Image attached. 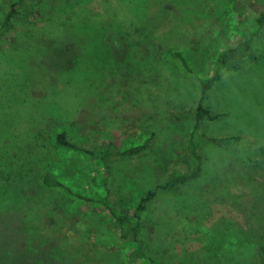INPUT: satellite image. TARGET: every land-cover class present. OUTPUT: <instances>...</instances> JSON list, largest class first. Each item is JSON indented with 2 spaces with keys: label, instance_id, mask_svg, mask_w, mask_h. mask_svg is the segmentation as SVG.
Wrapping results in <instances>:
<instances>
[{
  "label": "rangeland",
  "instance_id": "rangeland-1",
  "mask_svg": "<svg viewBox=\"0 0 264 264\" xmlns=\"http://www.w3.org/2000/svg\"><path fill=\"white\" fill-rule=\"evenodd\" d=\"M15 3L0 31V264H264V159L252 161L264 144V58L212 94L229 116L207 133L243 142H211L201 180L149 206L151 260L133 256L102 204L42 182L51 170L77 192L136 204L186 171L198 79L252 31L264 53V0H0V21ZM62 131L89 150L150 142L105 163L59 146Z\"/></svg>",
  "mask_w": 264,
  "mask_h": 264
},
{
  "label": "trees",
  "instance_id": "trees-1",
  "mask_svg": "<svg viewBox=\"0 0 264 264\" xmlns=\"http://www.w3.org/2000/svg\"><path fill=\"white\" fill-rule=\"evenodd\" d=\"M16 5L15 3L13 5V10L4 15L5 19L0 21V31L13 23L15 16L19 12V10L15 9ZM258 22L260 27L259 30L263 29L264 12L259 17ZM141 26L144 29L143 25ZM138 27L140 30V26ZM257 35L258 31H252L249 36L236 45L217 50L212 72L209 76L199 77V100L193 112V126L187 138V145L185 148L186 153L184 161L187 167L186 171L174 170L169 178L158 183L155 188L148 190L136 204L111 198L109 195L99 199L92 198L86 194L73 190L72 187L68 186L51 170H47L43 174V184L47 187L64 189L79 199L102 204L115 219L120 239L133 245V256L139 260H151L152 258L149 257L146 251L147 243L143 236V217L148 211L151 203L163 191L177 190L180 186L201 180L205 174L207 149L211 142H216L219 145L225 146L243 142L241 135H209L206 126L210 122L229 116L227 111H214L211 103L214 90H216L220 84L224 83V75L227 72H239L247 63L259 62L264 58V53L256 46ZM173 55L181 60L188 71H192L186 57L181 51L175 52ZM109 65L111 66L110 63ZM110 86L116 88V75L110 82ZM55 141L59 146L70 150L99 155L105 163H108L113 157L126 159L140 155L149 147L150 142L147 141L144 144L136 145L125 150L116 149L112 143L97 146L95 149L89 150L73 142L69 138L67 131L56 134ZM255 154L258 156V159L252 158V161L259 162L264 159V144L258 146ZM262 196L264 197V194ZM260 197L259 195L257 198L260 199ZM152 262V264H154V260H152Z\"/></svg>",
  "mask_w": 264,
  "mask_h": 264
}]
</instances>
